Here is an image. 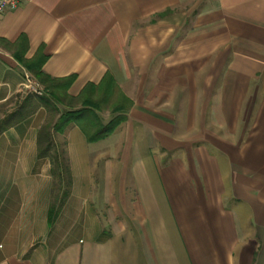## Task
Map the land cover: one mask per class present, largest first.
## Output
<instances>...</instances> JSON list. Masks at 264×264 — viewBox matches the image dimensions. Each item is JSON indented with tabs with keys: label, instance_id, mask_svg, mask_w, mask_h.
<instances>
[{
	"label": "crops",
	"instance_id": "crops-1",
	"mask_svg": "<svg viewBox=\"0 0 264 264\" xmlns=\"http://www.w3.org/2000/svg\"><path fill=\"white\" fill-rule=\"evenodd\" d=\"M24 47L71 96L109 73L133 106L105 139L58 136L53 223L47 110L0 136V264H264V0H33L0 17V104Z\"/></svg>",
	"mask_w": 264,
	"mask_h": 264
},
{
	"label": "trees",
	"instance_id": "trees-1",
	"mask_svg": "<svg viewBox=\"0 0 264 264\" xmlns=\"http://www.w3.org/2000/svg\"><path fill=\"white\" fill-rule=\"evenodd\" d=\"M22 42L27 43L23 36ZM7 43V41H4ZM11 47L14 45L10 44ZM26 48L16 52L19 61L41 82L46 94L36 96L21 92L0 104V136L10 127L26 120L40 108L47 110V118L38 132V156L51 162L53 186L49 208V220L55 222L71 193L73 183L71 166L67 154V143L58 138L73 121L78 122L90 142L112 135L126 121L133 106L118 87L114 77L107 74L99 85L88 84L79 97L69 94L75 76L53 78L44 71L48 57L40 50L32 59L25 57ZM108 107V108H107ZM109 109L112 118L103 121L99 111Z\"/></svg>",
	"mask_w": 264,
	"mask_h": 264
},
{
	"label": "built area",
	"instance_id": "built-area-1",
	"mask_svg": "<svg viewBox=\"0 0 264 264\" xmlns=\"http://www.w3.org/2000/svg\"><path fill=\"white\" fill-rule=\"evenodd\" d=\"M32 1L33 0H0V17L8 12L16 11ZM22 89L36 96H44L46 94L45 88L41 82L28 71L24 74Z\"/></svg>",
	"mask_w": 264,
	"mask_h": 264
},
{
	"label": "rangeland",
	"instance_id": "rangeland-1",
	"mask_svg": "<svg viewBox=\"0 0 264 264\" xmlns=\"http://www.w3.org/2000/svg\"><path fill=\"white\" fill-rule=\"evenodd\" d=\"M108 108V107H107ZM106 110H109V109H106ZM106 110H104V111H106Z\"/></svg>",
	"mask_w": 264,
	"mask_h": 264
}]
</instances>
